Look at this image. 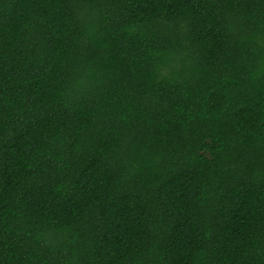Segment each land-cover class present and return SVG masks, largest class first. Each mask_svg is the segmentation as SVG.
I'll return each mask as SVG.
<instances>
[{
	"label": "trees",
	"instance_id": "1",
	"mask_svg": "<svg viewBox=\"0 0 264 264\" xmlns=\"http://www.w3.org/2000/svg\"><path fill=\"white\" fill-rule=\"evenodd\" d=\"M0 264H264V0H0Z\"/></svg>",
	"mask_w": 264,
	"mask_h": 264
}]
</instances>
